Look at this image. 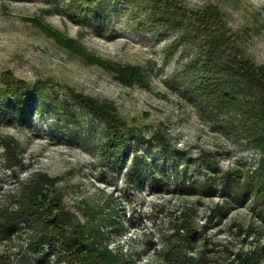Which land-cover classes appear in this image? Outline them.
<instances>
[{
  "label": "rangeland",
  "instance_id": "obj_1",
  "mask_svg": "<svg viewBox=\"0 0 264 264\" xmlns=\"http://www.w3.org/2000/svg\"><path fill=\"white\" fill-rule=\"evenodd\" d=\"M87 4L0 0V208L17 209L36 185L122 264H264V197L230 189L264 174V149L209 96L216 85L258 103L259 88L228 70L264 66V0ZM43 25L139 75L125 71L123 83ZM26 218L0 239V264H33L43 217ZM42 249L49 260L39 264H67L51 255L57 241Z\"/></svg>",
  "mask_w": 264,
  "mask_h": 264
},
{
  "label": "trees",
  "instance_id": "obj_2",
  "mask_svg": "<svg viewBox=\"0 0 264 264\" xmlns=\"http://www.w3.org/2000/svg\"><path fill=\"white\" fill-rule=\"evenodd\" d=\"M78 1L85 4L88 3L87 5H90L95 0ZM41 29L47 35L55 38L60 45L71 51L74 50L75 53L82 57L81 59L86 63L99 66L102 69L111 72L114 77H118V79L123 81V83L125 81V71H129V74L126 76H131L133 79L136 78V75H139L136 71V69H138L137 67L125 68L117 64L107 63V61L103 59L84 52L80 46L74 45V43L69 39L68 41L63 40L58 36V33L51 32L50 30L46 31V26L43 25ZM228 71L231 78H238L245 81L251 87L259 88L260 96L258 103L238 102L234 96H230V94L224 90L221 91L216 85H214L209 96H213L217 111L222 112L226 108L235 109L240 119V122L238 120V125L241 126L244 135H246L249 140L248 142L259 149H264V66H257L246 60H239L236 63V69H230ZM11 93L12 92L7 90L5 95L13 96ZM79 96L85 107H88L84 101L88 100L90 102L92 100L84 98L81 95ZM99 108L102 109V106H98L97 109ZM94 113L96 116L103 117L98 114L97 110ZM108 113L112 116L115 115L113 110L110 111V109H108ZM103 118L106 123L109 124L108 117L105 116ZM111 132L113 133L112 137L114 141L122 140L121 136H119V132L115 129ZM256 177V180L248 179L243 183L236 180L234 184L230 186V189H233L234 194L243 199L245 198V195H247L249 191L254 188L255 199H263L264 188H262V183L264 181V174H260ZM50 180L51 178L44 175V179L42 180L44 183L43 186L48 184ZM35 187L36 185L33 189L29 190L30 192L27 197V202L25 200L21 201L19 206L16 207L17 209L8 210L6 208H0V239H10L13 232L21 228V219L26 217V215H30L31 218L33 217L32 219L26 218V220L35 221H37V216H42L43 219L41 220L42 222L39 234L37 233L32 235L30 239V243L36 250H38L36 256L30 260L33 264H39L49 260L48 252H44L42 248H44L45 245L53 246L54 241L59 243L60 251L52 249L51 255H53V257L56 256L55 259L57 260L60 259L59 257L61 256L65 257L67 259V264H72L73 261H77L78 264H122L121 256L119 254H116L115 252L109 250L106 246L101 245L98 238L99 236L95 234L93 228L84 229L82 227L80 229L78 226L71 225L70 221L67 220L66 217L68 214L63 211H57V200L52 197H46L43 193H41L40 188L36 189ZM46 202L49 204L45 205ZM29 204L33 205V208H26V205L28 206ZM52 206L54 209L51 208ZM48 208H51V210H47ZM52 211H55V213ZM35 229L36 227L33 228V230ZM188 236L189 235H186L185 238ZM179 253L180 255L182 254L180 248L179 250H176L173 257L170 258L174 261L178 260Z\"/></svg>",
  "mask_w": 264,
  "mask_h": 264
}]
</instances>
